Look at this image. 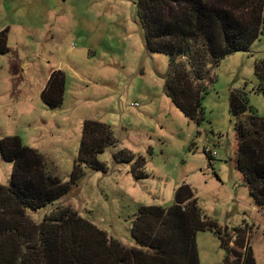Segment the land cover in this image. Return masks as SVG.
<instances>
[{
  "label": "rangeland",
  "instance_id": "1",
  "mask_svg": "<svg viewBox=\"0 0 264 264\" xmlns=\"http://www.w3.org/2000/svg\"><path fill=\"white\" fill-rule=\"evenodd\" d=\"M137 2L0 0V48L7 49L0 52V147L4 139L19 138L42 156L45 175L64 185L86 121L109 126L114 141L98 157L101 170L83 166L69 195L28 211V219L39 224L69 209L131 249L139 209L172 207L187 184L203 217L221 232L243 229L234 245L227 235L229 264H245L248 256L264 264V212L236 165L238 120L251 114L264 119V30L248 53L230 55L210 70L204 119L196 122L164 90L167 79L188 66L147 50ZM56 71L65 76V96L51 110L41 95ZM233 95L240 116L231 110ZM209 149L216 154L211 161ZM13 169L0 150V185H11ZM196 239L200 264H224L228 251L215 229L198 231Z\"/></svg>",
  "mask_w": 264,
  "mask_h": 264
},
{
  "label": "trees",
  "instance_id": "2",
  "mask_svg": "<svg viewBox=\"0 0 264 264\" xmlns=\"http://www.w3.org/2000/svg\"><path fill=\"white\" fill-rule=\"evenodd\" d=\"M136 16L149 52L183 60L188 66L182 65L167 79L164 90L186 118L200 122L210 70L230 55L248 53L260 38L264 0H138ZM6 50L0 48L3 54ZM193 82L203 85L196 88ZM65 85L64 74L54 72L41 95L47 108L63 105ZM232 97L231 110L240 116L241 108ZM237 140V169L255 206L264 212V119L254 114L239 119ZM109 145H114L109 126L86 121L74 172L63 185L45 175L42 156L23 146L19 138L1 141V155L14 169L11 185H0V264H93L105 256L110 264H200L196 237L206 229H215L230 249V233L221 232L213 220L203 217L197 196L187 184L177 190L172 207L139 209L132 227L136 247L131 249L69 209L47 215L39 224L28 219V211L39 212L69 195L83 166L101 170L98 157ZM207 155L210 161L216 158ZM234 232L241 237L244 231L235 228ZM228 249L224 264H229ZM245 264L255 261L248 256Z\"/></svg>",
  "mask_w": 264,
  "mask_h": 264
},
{
  "label": "built area",
  "instance_id": "3",
  "mask_svg": "<svg viewBox=\"0 0 264 264\" xmlns=\"http://www.w3.org/2000/svg\"><path fill=\"white\" fill-rule=\"evenodd\" d=\"M206 153L209 154L211 157H214V158L216 157L215 152H212L210 149L207 150ZM237 237H238V235L236 232L231 233V245H234L232 243L237 241Z\"/></svg>",
  "mask_w": 264,
  "mask_h": 264
},
{
  "label": "water",
  "instance_id": "4",
  "mask_svg": "<svg viewBox=\"0 0 264 264\" xmlns=\"http://www.w3.org/2000/svg\"><path fill=\"white\" fill-rule=\"evenodd\" d=\"M228 229L225 230V232H227Z\"/></svg>",
  "mask_w": 264,
  "mask_h": 264
}]
</instances>
